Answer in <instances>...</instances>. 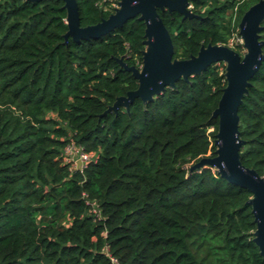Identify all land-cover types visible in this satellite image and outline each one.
Masks as SVG:
<instances>
[{"label": "trees", "instance_id": "obj_1", "mask_svg": "<svg viewBox=\"0 0 264 264\" xmlns=\"http://www.w3.org/2000/svg\"><path fill=\"white\" fill-rule=\"evenodd\" d=\"M258 1L190 0L192 18L159 9L174 56L229 45ZM77 2L86 26L119 0ZM64 4L0 0V264H264L253 193L216 167L190 170L216 154L225 63L103 114L139 85L117 58L142 66L145 22L66 41ZM250 82L241 158L264 176V60ZM71 142L94 156L83 169L66 160Z\"/></svg>", "mask_w": 264, "mask_h": 264}, {"label": "water", "instance_id": "obj_2", "mask_svg": "<svg viewBox=\"0 0 264 264\" xmlns=\"http://www.w3.org/2000/svg\"><path fill=\"white\" fill-rule=\"evenodd\" d=\"M37 1V0H33ZM67 9L68 31L64 37L79 41L81 39L100 38L123 26L130 18L139 16L145 22L143 63L140 68L129 65L123 57L117 58L126 70L131 71L138 80V87L126 95L118 96L103 114L117 112L120 106L129 109L135 98L144 102L151 101L167 87L176 85L180 78L188 80L200 74L208 66L225 63L227 84L212 113L218 118L219 126L215 134V155L201 157L190 166V170H198L208 166L218 169L221 176L228 181L249 189L253 195L247 200L252 206L257 228L254 241L264 258V176L254 168L244 165L241 150L245 140L240 136L239 106L251 85L250 79L259 70L264 60V40L261 38L264 21V0L250 6L239 23V33L243 40L245 52L240 54L227 44L202 45L197 54L188 58L174 56L175 47L172 35L166 26L159 9L170 12L177 11L183 18L198 17L190 0H119L118 6L107 17L95 24L81 25L80 10L77 0H64ZM81 168V161H78Z\"/></svg>", "mask_w": 264, "mask_h": 264}, {"label": "built area", "instance_id": "obj_3", "mask_svg": "<svg viewBox=\"0 0 264 264\" xmlns=\"http://www.w3.org/2000/svg\"><path fill=\"white\" fill-rule=\"evenodd\" d=\"M235 43H242L243 40L240 35L232 38L229 46L234 47ZM66 160L73 163L74 168L83 169L94 156L91 152H88L83 146L77 145L74 142L69 143L65 148ZM78 161H81V168H79Z\"/></svg>", "mask_w": 264, "mask_h": 264}, {"label": "rangeland", "instance_id": "obj_4", "mask_svg": "<svg viewBox=\"0 0 264 264\" xmlns=\"http://www.w3.org/2000/svg\"><path fill=\"white\" fill-rule=\"evenodd\" d=\"M118 5H116L115 7H117ZM245 52V51H244Z\"/></svg>", "mask_w": 264, "mask_h": 264}, {"label": "bare ground", "instance_id": "obj_5", "mask_svg": "<svg viewBox=\"0 0 264 264\" xmlns=\"http://www.w3.org/2000/svg\"><path fill=\"white\" fill-rule=\"evenodd\" d=\"M242 38V37H241ZM237 50V49H236Z\"/></svg>", "mask_w": 264, "mask_h": 264}]
</instances>
